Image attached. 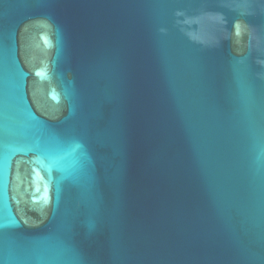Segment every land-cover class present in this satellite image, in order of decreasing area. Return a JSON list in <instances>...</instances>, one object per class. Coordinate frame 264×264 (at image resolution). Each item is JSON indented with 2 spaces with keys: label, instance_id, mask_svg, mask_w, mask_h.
Returning a JSON list of instances; mask_svg holds the SVG:
<instances>
[{
  "label": "water",
  "instance_id": "obj_1",
  "mask_svg": "<svg viewBox=\"0 0 264 264\" xmlns=\"http://www.w3.org/2000/svg\"><path fill=\"white\" fill-rule=\"evenodd\" d=\"M0 264H264V0H0Z\"/></svg>",
  "mask_w": 264,
  "mask_h": 264
}]
</instances>
